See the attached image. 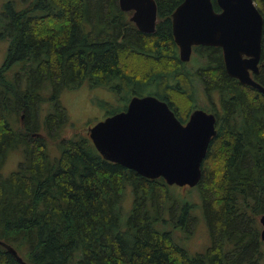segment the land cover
I'll return each instance as SVG.
<instances>
[{
    "label": "trees",
    "instance_id": "16d2710c",
    "mask_svg": "<svg viewBox=\"0 0 264 264\" xmlns=\"http://www.w3.org/2000/svg\"><path fill=\"white\" fill-rule=\"evenodd\" d=\"M17 1L8 0L0 14V39L9 40L0 68V239L28 264H264L256 228L264 213V94L228 74L219 46H195L203 65L198 73L186 68L172 17L183 0H156L153 34L141 32L119 0H24L23 7ZM256 2L264 14V0ZM262 45L264 51V36ZM192 76H201L210 98L215 91L221 98V108L205 106L217 117V134L195 187L210 168L223 167L215 188L221 194L211 205L203 195L212 245L193 254L174 238L188 218V201L169 193L176 185L105 159L89 131L65 135L60 99L83 85L107 90L113 101L96 100L106 118L152 88L183 122L196 109ZM255 77L264 85L263 69ZM171 91L191 101L186 118ZM45 101L53 110L39 122ZM41 129L46 136L36 135ZM17 149L24 158L4 175L8 154ZM0 264L21 263L0 244Z\"/></svg>",
    "mask_w": 264,
    "mask_h": 264
},
{
    "label": "water",
    "instance_id": "95a60500",
    "mask_svg": "<svg viewBox=\"0 0 264 264\" xmlns=\"http://www.w3.org/2000/svg\"><path fill=\"white\" fill-rule=\"evenodd\" d=\"M183 0L174 11L173 35L182 61L188 62L193 47L219 46L227 72L243 84L264 93V86L250 71L258 72L263 54V14L254 0ZM131 12L130 20L148 34L158 23L156 0H119ZM215 113L196 108L183 123L167 101L155 95H135L126 110L109 115L89 127V135L101 155L140 175L163 177L169 185L197 186L203 177V162L217 134ZM261 240L264 243V213ZM0 244L21 264H28L17 249L0 239Z\"/></svg>",
    "mask_w": 264,
    "mask_h": 264
},
{
    "label": "rangeland",
    "instance_id": "374dc122",
    "mask_svg": "<svg viewBox=\"0 0 264 264\" xmlns=\"http://www.w3.org/2000/svg\"><path fill=\"white\" fill-rule=\"evenodd\" d=\"M8 0H0V14L3 10L4 4ZM28 1V0H26ZM19 7L24 6V0L17 1ZM9 47V40L0 39V68L4 64L7 51ZM196 58V60H194ZM186 68L193 73H198L196 69L200 68L203 65V60L198 56L197 51L193 50L192 58L190 61L186 62ZM20 70V65H16L13 73ZM196 87L195 94L193 98L194 108H203L208 111L206 107H212V104L215 103L217 107L221 108V99L217 91L213 93V98H210L206 92L205 87L203 86V80L201 76H192ZM146 89H144L145 91ZM51 93V88L46 87L43 91V94L49 97ZM154 93V89L148 88L147 92L143 95ZM114 95L109 93L107 90L102 88H91L88 85H83L76 89H67L61 96V103L64 107L67 114L66 128L64 130L65 135L72 134L73 132H82L87 133L89 127L97 123L99 120L104 119L107 115V110L100 107L97 103V99L106 98V100H114ZM172 99L174 104L180 109V116L186 118L187 114L190 115L193 107L191 101L188 98L185 101L180 97V94L175 91H171L168 94V97ZM118 103L115 101V104ZM118 108L123 106L116 105ZM206 106V107H205ZM192 108V109H191ZM191 109V110H190ZM53 110V105L49 101L43 102L40 110V121L44 120L43 116ZM190 110V111H189ZM22 114V112L20 113ZM20 118H18V124H20ZM36 135L46 136L45 130L41 129L40 133ZM24 158L22 149L12 150L9 152L5 165L3 167L4 175H9L12 171L16 170ZM223 183V167L218 165L217 170L215 168H210L206 172V181L203 186L199 187H181L175 186L171 187L169 193L176 197L179 201L185 199L188 201V218L184 221L186 228L176 227L174 228V238L175 241L184 246L191 254L198 253L200 251H206L212 245V239L210 235V229L208 226L207 219L204 214V204L206 203L203 195L206 193L208 196L207 204L211 205L214 203L217 194H221L215 188L221 187ZM181 203H175L174 210L177 215L180 212ZM257 219L256 228L262 230V224ZM174 220L173 225H169L168 228L172 229L176 223ZM218 226V224H217ZM215 227L217 240L221 237V228ZM179 258V257H176ZM176 264H180L179 261H176Z\"/></svg>",
    "mask_w": 264,
    "mask_h": 264
},
{
    "label": "flooded vegetation",
    "instance_id": "af4514ba",
    "mask_svg": "<svg viewBox=\"0 0 264 264\" xmlns=\"http://www.w3.org/2000/svg\"><path fill=\"white\" fill-rule=\"evenodd\" d=\"M255 1V3H256V6L258 7V4H257V2H256V0H254ZM218 7H219V5H218ZM258 8H260V7H258ZM260 10V9H259ZM218 11H221V8L219 7V10ZM261 11V10H260ZM261 13H262V11H261ZM263 14V13H262ZM263 18H264V14H263ZM263 36H264V29H263ZM262 40H263V37H262ZM199 46H201V45H199ZM202 46H206V45H202ZM195 47V46H194ZM194 47H193V50H194ZM263 54H264V51H263ZM191 58H192V56H191ZM191 60V59H190ZM263 65H264V56L262 55V57H261V59H260V61H259V64H258V72H254V71H250V73H251V75H252V77L254 78V80L255 81H257V79H256V75L258 74V73H261V71H262V69L264 70V67H263ZM263 67V68H262ZM229 74V73H228ZM230 75V74H229ZM231 76V75H230ZM231 77H233V76H231ZM234 78H236V77H234ZM238 81H240L238 78H236ZM241 82V81H240ZM258 83H260L259 81H257ZM241 84H243L242 82H241ZM262 86H264L262 83H260ZM243 85H246V84H243ZM246 86H250V85H246ZM250 87H253V86H250ZM261 92V91H260ZM261 93H263V92H261ZM264 94V93H263ZM219 97H220V93H219ZM221 99V98H220ZM175 112V111H174ZM188 118L185 120V121H183V123H187L188 122ZM216 128H217V122H216Z\"/></svg>",
    "mask_w": 264,
    "mask_h": 264
}]
</instances>
